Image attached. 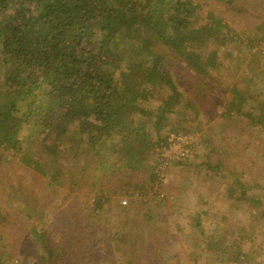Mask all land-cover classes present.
<instances>
[{
  "label": "trees",
  "instance_id": "trees-1",
  "mask_svg": "<svg viewBox=\"0 0 264 264\" xmlns=\"http://www.w3.org/2000/svg\"><path fill=\"white\" fill-rule=\"evenodd\" d=\"M232 32L223 18L204 12L200 0H0V161L12 155L57 186L75 184L72 179L82 169L95 174L93 180L100 179L104 189L94 210L109 201L103 193L110 194L112 180L126 186L121 190L145 192L155 181L153 174L140 184L119 175L146 169L147 151L154 153L165 142L161 132L170 116L181 107L195 108L183 100V84L173 80L178 76L170 72L172 60L216 81L219 50ZM261 72L264 76V68ZM237 85H231L233 100L222 116L244 115L264 132V104L257 113L242 112L257 98ZM162 92L155 109L146 106ZM67 158L70 162L64 163ZM89 162L100 173L88 169ZM179 163L191 166L188 160ZM223 165L207 161V174L220 175ZM252 188L260 187L240 185L236 200L264 205V198L247 193ZM32 234L49 258L60 252L44 231ZM221 239L208 237L190 248L220 262L250 260L240 246L226 242L229 238ZM139 252H124L125 264H135Z\"/></svg>",
  "mask_w": 264,
  "mask_h": 264
},
{
  "label": "rangeland",
  "instance_id": "rangeland-1",
  "mask_svg": "<svg viewBox=\"0 0 264 264\" xmlns=\"http://www.w3.org/2000/svg\"><path fill=\"white\" fill-rule=\"evenodd\" d=\"M200 5L204 12L210 10L223 18L233 35L219 50L213 70L216 81L197 77L185 63L172 60L170 72L178 76L173 80L183 84L179 88L185 92L183 100L195 108L176 109L161 135L191 137V166L180 165L182 160H168L174 156L170 150L178 151L184 142L174 147L163 142L154 153L152 148L147 151L146 169L119 175L126 178L123 181L140 184L153 174L155 181L145 192L121 190L126 186L112 184V180L110 194L103 193L109 201L94 210L104 189L100 179L93 180L95 174L82 169L72 179L75 184L64 181L65 186H57L12 155L4 157L0 161L2 264H88L91 259L94 264H125L129 257L124 252L135 248H140L135 264H157V253L161 264H264V205L251 207L236 200L240 185L246 188L254 183L260 188L247 193L264 198V132L244 115L222 116L226 104L233 100L229 91L236 81L241 91L257 98L242 112L257 113L259 104H264V0H232L228 4L200 0ZM163 95L150 97L146 106L155 109ZM163 158L167 160L164 168L156 173L155 164ZM207 161L224 163L220 175L207 174ZM86 167L100 173L99 166L90 162ZM237 177L240 184L235 182ZM33 230L44 231L52 247L59 245L54 258L47 256ZM221 236L240 246L250 260L235 262L227 253L233 262H220L190 248L194 243L200 246L208 237L217 240ZM115 237H125L130 247Z\"/></svg>",
  "mask_w": 264,
  "mask_h": 264
},
{
  "label": "built area",
  "instance_id": "built-area-1",
  "mask_svg": "<svg viewBox=\"0 0 264 264\" xmlns=\"http://www.w3.org/2000/svg\"><path fill=\"white\" fill-rule=\"evenodd\" d=\"M191 137L190 136H185L182 134H175V133H171L168 136H166L165 138V143L168 142V145L170 147H174L175 144L177 142H184L183 147L181 149H179L178 151H172L170 150V154L174 153V156H170L168 157V160H182V161H187V160H191L193 158V154L191 152V141H190ZM164 145V144H163ZM166 158H163L161 160H159L156 164V173H160L161 170H163L164 168V164L165 163ZM125 204V202H124Z\"/></svg>",
  "mask_w": 264,
  "mask_h": 264
}]
</instances>
